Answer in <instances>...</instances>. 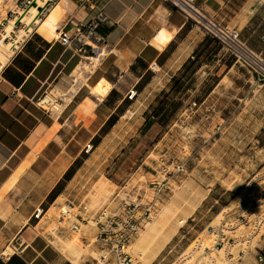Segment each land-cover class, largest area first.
Listing matches in <instances>:
<instances>
[{
	"label": "crops",
	"instance_id": "crops-1",
	"mask_svg": "<svg viewBox=\"0 0 264 264\" xmlns=\"http://www.w3.org/2000/svg\"><path fill=\"white\" fill-rule=\"evenodd\" d=\"M22 1L2 0L0 33ZM41 1L47 4L38 22L0 68V264H74L35 231L32 210L73 194L87 146L131 110L148 77H158L155 67L168 82L186 61L205 55L223 71L235 64L224 47L163 0ZM195 2L239 29L241 40L264 59V0ZM78 67L82 78L74 77ZM56 90L63 99L60 113L35 103ZM252 237L233 264L255 262ZM254 245L264 246V231Z\"/></svg>",
	"mask_w": 264,
	"mask_h": 264
},
{
	"label": "rangeland",
	"instance_id": "rangeland-1",
	"mask_svg": "<svg viewBox=\"0 0 264 264\" xmlns=\"http://www.w3.org/2000/svg\"><path fill=\"white\" fill-rule=\"evenodd\" d=\"M1 4L2 0L0 8ZM23 29L17 37L26 33ZM10 52L6 51L7 56ZM84 68L90 66L85 63ZM152 73L158 77H148L150 83L140 87L131 110L104 131L94 147L87 146L85 159L78 162L73 194H61L32 210L35 231L58 239L51 242L61 251L62 241L76 242L84 251L81 264L110 262L105 261L110 253L94 239L91 218L105 206L115 207L125 189L131 190L133 198L153 203L149 218L127 246L136 264H192L195 260L203 264L208 252L217 253L218 261L224 263L227 251L237 256V248L244 249L248 243L246 237L253 236L254 245L263 232L264 224L253 229L237 219L234 211L247 193L264 188V80H257L238 62L223 71L206 55L186 61L168 82L159 68ZM77 76H83L80 67L74 72ZM192 101L196 105L191 107ZM147 115L152 122L145 128ZM189 125L197 126L199 132L185 135L183 129ZM102 176L110 183L106 181V196L96 201L92 187ZM61 208L70 211L65 225L79 221L78 237V231L58 226ZM39 210L44 211L38 214ZM219 229L226 235L222 245H216ZM139 233L145 237L142 245L137 244ZM227 237L235 243L230 244ZM6 248L11 251L10 246Z\"/></svg>",
	"mask_w": 264,
	"mask_h": 264
},
{
	"label": "built area",
	"instance_id": "built-area-1",
	"mask_svg": "<svg viewBox=\"0 0 264 264\" xmlns=\"http://www.w3.org/2000/svg\"><path fill=\"white\" fill-rule=\"evenodd\" d=\"M31 1L32 0L22 1L20 10L29 7ZM163 1L179 10L187 21L197 25L206 35L214 39L221 47H224L226 51L234 57L235 62L248 67L255 74L257 80H264V59L241 40L239 29L219 22L204 11L195 0ZM39 13L40 12L37 10L35 15L37 19L35 18L33 20L32 25L38 22ZM19 15L20 12L18 15L14 16V29L16 30L20 27L27 29L26 24L17 18ZM29 31H26V33ZM22 38L18 39L16 32H12V36L8 37V39L13 42L14 47L20 43ZM35 103L45 111L58 114L62 110L63 99L53 91H45L35 99ZM194 105H196V101H192L190 106L192 107ZM121 194L120 202L115 207L110 208L109 206H105L92 216L91 221L94 226V239L101 243L102 247L110 253V256L105 259L106 262L108 259H111L108 264H136L135 259L127 250V246L146 219L149 218L153 203L151 200L143 202L141 199H138L137 196L133 198L131 190H122ZM237 207L239 209L237 219L244 225L252 224L253 229L261 228L264 224V188L261 191H257L256 194L251 191L247 193L244 200H242ZM64 210L61 209L58 214L57 221L58 224H60L58 226L73 233H76L78 230L79 233L81 230L79 221H72L65 225V222H67L69 218L70 211L68 209ZM42 211L44 210H39L38 214ZM219 234L220 241L217 242L216 245L221 244L226 238V235L221 229H219ZM251 237L250 235L245 238L248 243L244 249L242 248L239 251L237 256L231 251H227V258L224 263L218 261L216 256L217 253L211 257L210 261H203L202 263L233 264L236 260L240 259V255L246 251ZM227 241L231 244L233 238L227 237ZM220 248H222V246ZM253 248L255 251V262L247 264H264V246L253 245ZM209 250H213V248H209ZM207 254H209V252ZM102 257L105 258L104 255H102ZM192 264H199L198 260H195Z\"/></svg>",
	"mask_w": 264,
	"mask_h": 264
},
{
	"label": "bare ground",
	"instance_id": "bare-ground-1",
	"mask_svg": "<svg viewBox=\"0 0 264 264\" xmlns=\"http://www.w3.org/2000/svg\"><path fill=\"white\" fill-rule=\"evenodd\" d=\"M36 1V5H41L43 2L41 0H35ZM44 4V3H43ZM28 9H24V10H19L20 11V15L17 17L19 18L21 21H23L26 24V28L27 29H23V31L29 30L31 28L32 22L33 20L37 17L35 16L37 13V6L35 5H30L29 7H27ZM13 24H14V19H11L9 21L8 24H6L4 26V30L0 35V68L1 66L4 64L6 58H7V53L6 51L9 50L10 48H12L11 44L9 45V42H7L5 40V37L10 35V31L13 29ZM22 34L19 35L18 39L21 38ZM12 43V42H11ZM96 63V62H95ZM184 134L188 135V136H193L194 134H197L199 132V129L197 126L195 125H189V126H185L184 129ZM106 181L109 182V180H107V178H104L102 176V178L98 179V182L95 184L94 187V191H93V198H95V200H99L103 195L107 194V189H106ZM110 183V182H109ZM111 185V184H110ZM91 195V194H90ZM106 196V195H105ZM60 197V196H59ZM57 198V197H56ZM103 198V197H102ZM61 199V198H60ZM94 200V201H95ZM56 201V200H55ZM58 202V201H57ZM52 205V204H51ZM52 207H55L54 204L52 205ZM57 207V206H56ZM62 210H64L63 208H61ZM65 211V210H64ZM47 213V212H46ZM52 218V217H51ZM38 225V224H37ZM49 225V224H48ZM148 225V223H147ZM50 228V227H48ZM52 231V230H51ZM54 231V230H53ZM78 231V230H77ZM76 231V232H77ZM56 235V234H55ZM49 236V235H48ZM78 237V232L77 235ZM58 237V236H57ZM50 238V237H49ZM144 234L143 233H139V236L136 237L137 239V244L142 245L143 243V239H144ZM60 240V239H59ZM53 241V240H51ZM55 241V240H54ZM53 241V243H54ZM56 243L58 242V239H56L55 241ZM55 243V244H56ZM76 243V242H75ZM75 243H69V242H64L62 241V251L66 252V256L74 263V264H81L80 263V258L81 255L84 251L80 250L79 247L75 244ZM202 244L200 243L198 244V248L202 249ZM61 247V246H60ZM211 248L214 249V246H211ZM221 249V248H220ZM194 252V250H191ZM107 252V251H106ZM191 253V252H190ZM212 254V253H211ZM106 255V254H105ZM191 255V254H188ZM192 256V255H191ZM188 257V256H186ZM184 257V258H186ZM211 257H213V255L211 256L210 254H208L205 258V262L210 261ZM202 258V257H201ZM100 260V258H99ZM183 264V263H182ZM186 264V263H185Z\"/></svg>",
	"mask_w": 264,
	"mask_h": 264
},
{
	"label": "water",
	"instance_id": "water-1",
	"mask_svg": "<svg viewBox=\"0 0 264 264\" xmlns=\"http://www.w3.org/2000/svg\"><path fill=\"white\" fill-rule=\"evenodd\" d=\"M46 4L47 3H45L44 5H42V6H40V5H36V1L35 0H32L31 1V3H30V5H35V6H37V10H38V12H41L45 7H46ZM28 9V8H27ZM26 9V10H27Z\"/></svg>",
	"mask_w": 264,
	"mask_h": 264
},
{
	"label": "trees",
	"instance_id": "trees-1",
	"mask_svg": "<svg viewBox=\"0 0 264 264\" xmlns=\"http://www.w3.org/2000/svg\"><path fill=\"white\" fill-rule=\"evenodd\" d=\"M194 61V60H190ZM152 120L150 119V116L147 115V119L145 120L144 127H148L151 124Z\"/></svg>",
	"mask_w": 264,
	"mask_h": 264
}]
</instances>
